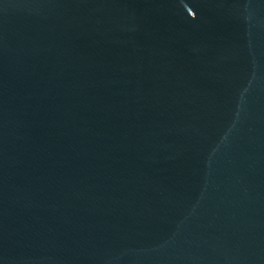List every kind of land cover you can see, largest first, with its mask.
Instances as JSON below:
<instances>
[{
	"label": "water",
	"instance_id": "95a60500",
	"mask_svg": "<svg viewBox=\"0 0 264 264\" xmlns=\"http://www.w3.org/2000/svg\"><path fill=\"white\" fill-rule=\"evenodd\" d=\"M0 264H264V0H0Z\"/></svg>",
	"mask_w": 264,
	"mask_h": 264
}]
</instances>
